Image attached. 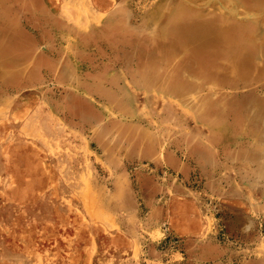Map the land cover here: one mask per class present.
<instances>
[{
    "label": "rangeland",
    "instance_id": "rangeland-1",
    "mask_svg": "<svg viewBox=\"0 0 264 264\" xmlns=\"http://www.w3.org/2000/svg\"><path fill=\"white\" fill-rule=\"evenodd\" d=\"M8 41L0 264H264V0H0Z\"/></svg>",
    "mask_w": 264,
    "mask_h": 264
},
{
    "label": "crops",
    "instance_id": "crops-1",
    "mask_svg": "<svg viewBox=\"0 0 264 264\" xmlns=\"http://www.w3.org/2000/svg\"><path fill=\"white\" fill-rule=\"evenodd\" d=\"M7 22H9V20H8ZM0 50H15V45H13V46L11 47V46H10V42L8 41V44L6 45V47L3 46V48L0 49ZM251 262H252V261H249V262H247V263H251Z\"/></svg>",
    "mask_w": 264,
    "mask_h": 264
}]
</instances>
